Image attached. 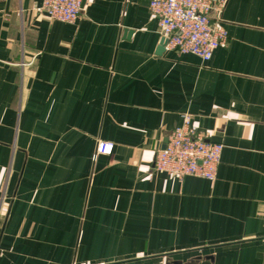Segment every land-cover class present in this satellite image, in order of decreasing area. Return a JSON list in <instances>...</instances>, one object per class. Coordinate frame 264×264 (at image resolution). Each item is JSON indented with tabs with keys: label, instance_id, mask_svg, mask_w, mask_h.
<instances>
[{
	"label": "crops",
	"instance_id": "0c3cea01",
	"mask_svg": "<svg viewBox=\"0 0 264 264\" xmlns=\"http://www.w3.org/2000/svg\"><path fill=\"white\" fill-rule=\"evenodd\" d=\"M42 1L0 0V264H264V0H228L209 62L159 53L152 0ZM185 115L213 182L153 169Z\"/></svg>",
	"mask_w": 264,
	"mask_h": 264
},
{
	"label": "built area",
	"instance_id": "2783aa9c",
	"mask_svg": "<svg viewBox=\"0 0 264 264\" xmlns=\"http://www.w3.org/2000/svg\"><path fill=\"white\" fill-rule=\"evenodd\" d=\"M228 0H152L151 12L159 20V33L168 50L193 54L209 62L214 52L228 41L223 10ZM85 10L84 0H43L35 9L51 20L77 22ZM114 144L99 141L97 154L111 155ZM223 144L208 142L188 115L170 134L165 149H159L153 169L166 172L179 181L186 177L213 182L221 162Z\"/></svg>",
	"mask_w": 264,
	"mask_h": 264
},
{
	"label": "water",
	"instance_id": "95a60500",
	"mask_svg": "<svg viewBox=\"0 0 264 264\" xmlns=\"http://www.w3.org/2000/svg\"><path fill=\"white\" fill-rule=\"evenodd\" d=\"M166 44H167V41L165 39H162V43H161V47L159 49V53L164 52L166 50ZM168 139H169V137H166L164 139L162 149L166 148V145L168 143Z\"/></svg>",
	"mask_w": 264,
	"mask_h": 264
}]
</instances>
